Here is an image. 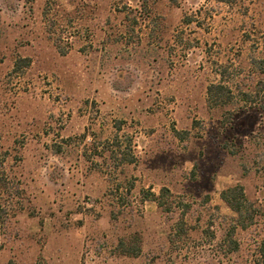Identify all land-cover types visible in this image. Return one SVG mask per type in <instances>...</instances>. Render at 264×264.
<instances>
[{"label":"rangeland","instance_id":"1","mask_svg":"<svg viewBox=\"0 0 264 264\" xmlns=\"http://www.w3.org/2000/svg\"><path fill=\"white\" fill-rule=\"evenodd\" d=\"M260 102L264 0H0V264H259Z\"/></svg>","mask_w":264,"mask_h":264},{"label":"trees","instance_id":"2","mask_svg":"<svg viewBox=\"0 0 264 264\" xmlns=\"http://www.w3.org/2000/svg\"><path fill=\"white\" fill-rule=\"evenodd\" d=\"M229 2L230 0H222ZM62 51V49H61ZM63 52V51H62ZM31 64L30 58H20L15 63V71H18L20 68L27 67ZM220 78L218 82L211 83L208 86L207 95L208 102L210 105H226L232 101L234 98L233 88L229 85L228 80H226V73L220 72ZM244 96L246 97V102L254 101L255 96L253 92H244ZM261 107L264 109V102H260ZM6 186L3 184L2 179L0 178V189H4ZM163 191H168L167 189H163ZM153 199H157L155 194H152ZM223 200L227 203V205L238 214L237 224L233 227L232 232H235L237 227L247 228L249 225L254 223V215L247 206H245L246 194L244 187L242 185H237L231 188L226 189L222 193ZM162 205V204H160ZM182 232V231H181ZM118 248L122 251L121 253L124 255L137 256L141 251L139 245L129 246L126 243V239L121 238L118 243ZM238 249V245L231 248L230 251H234ZM260 258L258 260L259 264H264V240L260 243L259 248ZM147 264H155V262H149Z\"/></svg>","mask_w":264,"mask_h":264}]
</instances>
